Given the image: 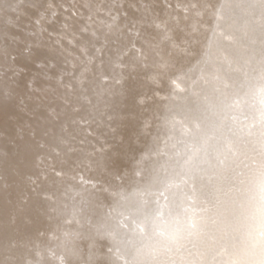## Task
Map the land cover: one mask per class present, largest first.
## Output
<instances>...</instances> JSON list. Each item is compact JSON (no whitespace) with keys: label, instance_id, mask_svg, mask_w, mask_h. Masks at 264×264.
I'll return each mask as SVG.
<instances>
[{"label":"bare ground","instance_id":"obj_1","mask_svg":"<svg viewBox=\"0 0 264 264\" xmlns=\"http://www.w3.org/2000/svg\"><path fill=\"white\" fill-rule=\"evenodd\" d=\"M0 264H264V0H0Z\"/></svg>","mask_w":264,"mask_h":264}]
</instances>
